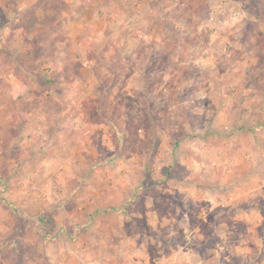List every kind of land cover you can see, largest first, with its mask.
Masks as SVG:
<instances>
[{"label":"rangeland","instance_id":"1","mask_svg":"<svg viewBox=\"0 0 264 264\" xmlns=\"http://www.w3.org/2000/svg\"><path fill=\"white\" fill-rule=\"evenodd\" d=\"M263 170L264 0H0V264H264Z\"/></svg>","mask_w":264,"mask_h":264},{"label":"trees","instance_id":"2","mask_svg":"<svg viewBox=\"0 0 264 264\" xmlns=\"http://www.w3.org/2000/svg\"><path fill=\"white\" fill-rule=\"evenodd\" d=\"M37 21L34 22V25H36ZM49 60V57H47ZM36 62L38 64H41L42 61L40 59H37ZM44 62V61H43ZM104 106L107 104H103ZM37 227L38 231L45 237L50 238L52 237V234L55 233L57 230L58 222L55 218V216L51 212L43 211L40 213V215L37 217Z\"/></svg>","mask_w":264,"mask_h":264},{"label":"crops","instance_id":"3","mask_svg":"<svg viewBox=\"0 0 264 264\" xmlns=\"http://www.w3.org/2000/svg\"><path fill=\"white\" fill-rule=\"evenodd\" d=\"M261 175L264 176V170H263V173H262ZM226 220H227V219H226ZM198 264H206V263L203 262V261H202V262L200 261V262H198ZM209 264H214V263L212 262V263H209Z\"/></svg>","mask_w":264,"mask_h":264}]
</instances>
